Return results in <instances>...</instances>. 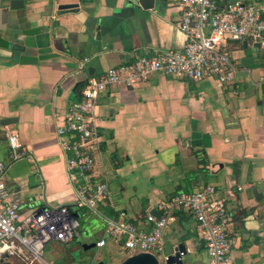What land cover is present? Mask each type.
Listing matches in <instances>:
<instances>
[{
    "label": "crops",
    "instance_id": "0c3cea01",
    "mask_svg": "<svg viewBox=\"0 0 264 264\" xmlns=\"http://www.w3.org/2000/svg\"><path fill=\"white\" fill-rule=\"evenodd\" d=\"M22 1V8L12 9V0H0V35L10 44L0 47V163L7 201L23 214L58 205L78 214L57 139L62 116L81 100L88 78L139 56L182 50L179 0H155L153 8L139 0ZM64 4L77 7L60 9ZM36 28L37 34H25ZM229 53L237 68L229 86L213 77L194 82L155 73L132 87L107 88L96 108L102 137L98 170L108 176L114 208H101L103 216L85 214L89 220L79 235L97 242L105 217L149 232L146 215H159V202L213 184L233 218V264H264V41L231 43ZM3 119L16 122L3 126ZM6 130L23 144L25 155L18 160L11 159ZM19 184L28 189L21 192ZM229 185L234 196L227 195ZM110 243L124 253L119 264L130 256ZM180 245L184 264L207 263L205 244L187 212L168 227L164 256Z\"/></svg>",
    "mask_w": 264,
    "mask_h": 264
},
{
    "label": "built area",
    "instance_id": "2783aa9c",
    "mask_svg": "<svg viewBox=\"0 0 264 264\" xmlns=\"http://www.w3.org/2000/svg\"><path fill=\"white\" fill-rule=\"evenodd\" d=\"M182 12L177 28L186 36L182 50L156 51L139 56L131 63L112 67L100 76L87 79L81 100L72 102L57 127V139L66 157L69 184L75 194V209L89 215H101V208H114L110 198L109 179L98 169L102 137L98 131V99L114 84L132 87L159 73L176 79L201 82L213 77L223 85L235 82L237 68L229 46L234 42L264 41V3L243 0H179ZM87 58L80 64L84 67ZM12 160L25 155L17 133L6 130ZM5 166L0 163V264H51L44 250L51 241L71 242L77 235L80 220L67 205L46 206L22 213L18 204L7 201L9 190L4 181ZM239 187L238 190H241ZM227 195L234 196L231 185ZM218 188L209 184L194 193H180L157 204L156 215L148 212L149 232L122 219L106 218L103 236L96 248L117 243L127 254L150 253L164 257L163 240L168 227L178 214L187 212L196 222L198 237L204 242L206 264H233L235 241L230 227L232 215ZM184 256V253H181Z\"/></svg>",
    "mask_w": 264,
    "mask_h": 264
},
{
    "label": "rangeland",
    "instance_id": "374dc122",
    "mask_svg": "<svg viewBox=\"0 0 264 264\" xmlns=\"http://www.w3.org/2000/svg\"><path fill=\"white\" fill-rule=\"evenodd\" d=\"M26 184H19L21 192L24 190ZM28 188H26L27 190ZM76 210V209H75ZM79 220L86 222L89 218L80 212ZM87 225L84 223L83 227ZM98 226V223H97ZM83 232V230H82ZM71 242L65 244L58 241H51L44 250V258L51 264H119L124 253L118 250L117 246L106 245L103 248L97 249L87 241L84 235L75 236ZM160 264H165L164 257L158 256Z\"/></svg>",
    "mask_w": 264,
    "mask_h": 264
},
{
    "label": "water",
    "instance_id": "95a60500",
    "mask_svg": "<svg viewBox=\"0 0 264 264\" xmlns=\"http://www.w3.org/2000/svg\"><path fill=\"white\" fill-rule=\"evenodd\" d=\"M140 3L142 4H147L146 8H153L155 0H139ZM11 8L12 9H19L24 6V1L22 0H12L11 2ZM77 7V4H64L60 6V9L62 10H67V9H72ZM40 30L38 28L36 29H30L25 31V34L28 36L35 35L39 32ZM246 45V42H245ZM258 45V44H257ZM0 47L3 48H9L10 44L7 40H5L1 35H0ZM16 122L15 119H3L1 121V125L3 126H8L11 124H14ZM255 160L250 159V162H253ZM256 162V161H255ZM76 217H79V215L76 213ZM81 227V225H80ZM89 243L91 246L96 247V242L94 241V238L91 237L89 240ZM181 253L185 254V248L184 246L180 245L176 248L175 253L168 256V259L165 262V264H184L183 257L181 256ZM104 264V263H101ZM120 264H160V261L156 256L150 253H138V254H133L128 256L123 262Z\"/></svg>",
    "mask_w": 264,
    "mask_h": 264
},
{
    "label": "trees",
    "instance_id": "16d2710c",
    "mask_svg": "<svg viewBox=\"0 0 264 264\" xmlns=\"http://www.w3.org/2000/svg\"><path fill=\"white\" fill-rule=\"evenodd\" d=\"M200 154L198 153V158H199V163L200 165H203V167H206L207 165V162L205 160H203L200 156ZM80 212H82L83 215L86 214V212H83V211H78V215L80 216ZM79 218V217H78ZM82 224V222L80 221V225Z\"/></svg>",
    "mask_w": 264,
    "mask_h": 264
},
{
    "label": "flooded vegetation",
    "instance_id": "af4514ba",
    "mask_svg": "<svg viewBox=\"0 0 264 264\" xmlns=\"http://www.w3.org/2000/svg\"><path fill=\"white\" fill-rule=\"evenodd\" d=\"M99 264H100V262H98ZM102 263H104V262H102Z\"/></svg>",
    "mask_w": 264,
    "mask_h": 264
}]
</instances>
